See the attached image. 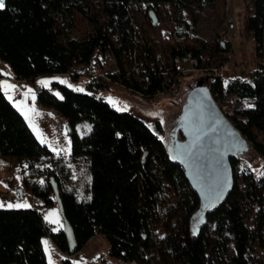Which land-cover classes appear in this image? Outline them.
Returning <instances> with one entry per match:
<instances>
[{
	"label": "trees",
	"instance_id": "16d2710c",
	"mask_svg": "<svg viewBox=\"0 0 264 264\" xmlns=\"http://www.w3.org/2000/svg\"><path fill=\"white\" fill-rule=\"evenodd\" d=\"M94 1L6 0L0 10V63L7 65L17 79L34 82L44 76L71 75L72 68L79 64L101 69L99 55L106 45L111 46L120 69L119 76H110V81L100 77L87 81L86 93L59 83H53L50 89L39 88L36 102L52 109L66 124L70 164L39 143L0 89V157L17 158L26 166L25 186L45 207L57 205L68 229L50 231L36 210H0V264H48L41 243L46 235L69 256L100 235L107 250L98 255L97 264H264L249 256L252 245L264 252V145L256 137V133L264 137V71L254 69L246 79L227 82V93L237 101L252 100L251 107L235 110L229 120L239 138L263 162L260 176L242 170L239 187L233 174V188L222 203L205 207L182 164L171 158L159 122L151 130L134 116L112 108L98 94L113 83L155 94L177 76L170 64L157 67L150 48L141 46L138 40L136 62L141 64L135 73L125 76L124 68L133 60L128 16L133 3L146 4L156 17L158 5L169 4L180 13L193 7L213 8L217 0H101L93 7ZM75 13L88 22L92 34L64 41L62 38H67L73 28ZM114 35L118 46L111 38ZM245 35L264 40V0H253V13L245 20ZM191 51L200 62L203 52L213 58L229 53L230 45L216 38ZM222 80L216 79L215 90L220 89ZM52 90H57L60 97ZM81 122L89 127L84 135L76 130ZM76 160L87 164L88 199H79L75 188L69 187L71 166ZM230 166L234 171L241 164L232 157ZM165 192L173 195L174 202L166 209L163 236L156 240L153 232L161 219ZM244 203L255 208L251 226L242 213ZM196 214L202 219L193 228ZM60 264L72 263L63 260Z\"/></svg>",
	"mask_w": 264,
	"mask_h": 264
},
{
	"label": "rangeland",
	"instance_id": "374dc122",
	"mask_svg": "<svg viewBox=\"0 0 264 264\" xmlns=\"http://www.w3.org/2000/svg\"><path fill=\"white\" fill-rule=\"evenodd\" d=\"M96 0L95 2L98 4ZM94 7V5L92 4ZM132 17L134 21L135 31L137 34V40L139 44L145 45L153 53V63L157 67H164L169 64L171 55V48L169 44V38L174 23L180 19H184L185 22H191L195 24L197 32V46L201 47L202 44H210L216 38L222 42H228L230 45V55H232V61H236L232 69H221L220 75L223 82L227 83L231 79H246L248 74L254 70L253 63L256 61L254 45L250 39L245 35V20L253 13V0H217L213 8L198 10L195 7L191 11L177 12L173 6L169 4H163L157 6L156 25L150 24V14L152 10L147 8L146 4L133 3L131 6ZM92 34V28L88 22L79 14H74V25L70 35L67 39H84ZM114 45L118 46L117 35L111 36ZM204 63H208V66L218 65V60L211 58L206 52L202 53ZM108 69V67L104 68ZM1 73L5 75V72L1 69ZM210 79L209 72L191 73L190 75L183 74L179 79L178 92L171 100H164L161 104L149 103L152 106L150 110L137 109L135 106L129 108L127 106L126 95L123 93H117L116 98L121 102L120 112L128 110L132 115L139 118L147 128L153 130L156 123L159 122L162 127V139L165 145L173 150L176 143L183 142L184 138L181 132L178 131V126L181 123L184 125V130L190 131L189 115L191 110V104L196 95L200 93L209 94L207 83ZM41 81H47V85L41 83ZM66 83L67 86L73 87L74 91L84 92L83 82H87L85 77H81V80L71 85L68 81L59 75L39 77L34 82L22 83L21 85L13 84L9 79H3L0 83L2 90L6 93L5 98L9 101L24 117L25 122L31 129V132L38 136L42 141H46L48 147L56 157H61L68 164H70V147L65 146L61 138H65L67 134L66 124L61 121L62 119L52 110L45 109L36 102V92L34 86H38L40 89H50L53 83H59L63 85ZM6 85H12V88L6 87ZM85 85V84H84ZM77 89H82L78 91ZM25 91V95L29 100V105H22L15 100L13 95H16L19 99L18 92ZM54 90H52L53 93ZM55 96L60 97L58 92L55 90L53 93ZM135 98V97H134ZM238 109L249 108L252 106V100L244 99L237 101ZM169 106L168 109L173 110L172 116H169V120L165 124V120L162 117V113L165 107ZM41 108V109H40ZM88 124L81 122L77 125L76 130L79 135H84L88 131ZM61 134V135H60ZM57 137L55 139L54 137ZM257 141L264 145V137L261 134L256 133ZM240 161V168L233 171V174L237 176V184L239 187L242 186V170L250 171L256 178L260 176L261 167L263 162L260 158L254 154L249 145L245 143L244 149L234 155ZM6 157H0V174L2 170L9 173H14L12 163ZM82 161H80L81 163ZM82 165V164H81ZM80 165V166H81ZM27 171V170H26ZM87 178H85V171L82 168L80 171V177L77 180V191L76 195L79 199H88L89 194L86 190L88 184ZM8 185L13 191L14 182L9 179ZM75 187V186H74ZM2 194V195H1ZM8 196L7 193L3 194L0 192V196ZM174 202L173 195L170 192H165L162 195V206H161V219L158 220L154 228L155 239L158 240L163 236L162 222L166 218V209L169 205ZM40 207L44 208L42 204ZM255 208L254 206L244 203L242 207V213L249 226L252 225L254 218ZM54 214V215H50ZM44 218L47 223H50L53 231L59 230L57 223L61 220L60 213L55 207L54 209H45ZM202 216L196 214L192 219L193 228H197ZM57 221V222H53ZM62 222V220H61ZM63 225V222H62ZM49 226V225H48ZM65 230H68L64 228ZM47 241V245L45 244ZM43 250L46 255V260L50 264L59 263V251L55 246L48 240L43 239ZM107 243L103 238H93L86 245L83 255L84 257H90L88 264H96L97 257L100 253H106ZM98 253V254H96ZM249 256L253 260L264 261V252L257 246L252 245ZM157 256L154 254L153 261L156 262ZM113 262V261H112Z\"/></svg>",
	"mask_w": 264,
	"mask_h": 264
},
{
	"label": "water",
	"instance_id": "95a60500",
	"mask_svg": "<svg viewBox=\"0 0 264 264\" xmlns=\"http://www.w3.org/2000/svg\"><path fill=\"white\" fill-rule=\"evenodd\" d=\"M150 18L155 26L153 13ZM189 121V132L183 126L184 141L176 143L173 152L168 146V151L173 160L182 164L187 179L205 207L219 205L233 188L230 158L234 157V152L240 153L246 142L239 138L234 126L205 93L193 99Z\"/></svg>",
	"mask_w": 264,
	"mask_h": 264
},
{
	"label": "built area",
	"instance_id": "2783aa9c",
	"mask_svg": "<svg viewBox=\"0 0 264 264\" xmlns=\"http://www.w3.org/2000/svg\"><path fill=\"white\" fill-rule=\"evenodd\" d=\"M97 2L100 3L101 0H98ZM93 5L96 6L97 3L94 1ZM128 16L130 18V25L133 31V33L130 32V39H132L134 46L132 58L133 60L129 66L124 68L126 77H128L132 73H135L137 70V66H140L141 64V62H136L137 37L135 35L136 31L131 11L128 12ZM170 35L171 36L169 38V44L171 48V53L172 51H174L175 54L170 55L169 64L174 66V68L177 70V76L175 78V81H173L171 84H167L162 88L160 92L155 94H145L142 91H134L132 89L127 90L142 99L157 100L161 97L169 95L175 90L177 82L176 80L179 79L181 75H190L191 73L199 72H209L210 79L207 83V88L209 91L208 96L215 105V107L219 110L221 115L230 122L229 119L231 115L234 113L235 110L238 109L236 98L227 93V83L223 82V80L221 81V87L218 90L214 89V84L216 82V79L218 77H221V69H232L235 63L237 62L235 60L232 61L233 57L232 55H230L229 52L226 54H218L214 57V59L218 60V65L216 66H205L202 56L200 57V63L199 59L194 56L191 51V49L199 48V46L196 45L198 37L195 24L191 22L178 21L174 23ZM250 41L254 45V49H256L258 52V57L253 63L254 69H260L264 71V40L257 41L253 37L250 38ZM99 62L102 65L101 69H97L93 64H79L75 65L72 68L71 75H66H68L70 78H72L73 76L85 77L87 81L95 77H100L105 79L106 81H110V76H119L120 69L116 64V60L112 54V49L110 45H106L104 51L100 53ZM105 67H108V69H104ZM34 90L36 93H38L39 87L34 86ZM39 203L40 200L37 198L33 201L34 205H37ZM51 229L52 227H50V231ZM50 231L47 232L49 233ZM147 258L149 257L147 256ZM150 264L155 263L150 262Z\"/></svg>",
	"mask_w": 264,
	"mask_h": 264
},
{
	"label": "crops",
	"instance_id": "0c3cea01",
	"mask_svg": "<svg viewBox=\"0 0 264 264\" xmlns=\"http://www.w3.org/2000/svg\"><path fill=\"white\" fill-rule=\"evenodd\" d=\"M1 69L3 70V72H5V75H3L1 73L3 78L0 80V83H1V81L3 79H9L13 84H17V85H21L22 83H28L27 81H22L21 79L15 78L7 65L0 63V72H1ZM59 77H62L64 79H66L68 81V83H71V85H74V84L78 83L81 80V77H78V79L75 80V79L70 78L68 75H59ZM85 83L86 82H83V88H84V84ZM63 85L69 88V86H67L66 83H63ZM177 88H178V86L176 87V89L172 93H170L167 96L161 97V98H159L157 100H146V99H142V98L132 94L131 92H129L124 87L113 83V84L110 85V89L109 90L100 92L98 94V96L101 97L105 102H107L112 108H114L115 110L119 111L122 105H121V102H119L117 100L116 94L117 93H123L124 95H126L127 106L129 108H132V106H135V108H137V109H142V110L146 111V110L152 109V106L149 104L151 102L152 103H156V104H161L162 102H164V100H168V99L171 102V100L174 98V96L178 92ZM0 89L3 92V94L5 95L6 93L2 90L1 86H0ZM70 89L74 90L73 87H70ZM54 92H55V90L53 91V93ZM24 93H25V91L18 92V94L20 96L19 99H17L16 95H13V97L15 98V100L19 101L18 103H21L22 105L28 106L29 105V100H28V98L25 95H23ZM82 93H86L85 88H84V92H82ZM165 108L166 109H164V111L162 113V115H163L162 117L164 118L165 124H166L167 121L169 120V116L173 115V114L171 115V113H173V110L168 109L169 106H166ZM45 109H48V108H45ZM128 110L122 111V113H128V114L132 115L130 113V111H128ZM132 116H134V115H132ZM135 118H137V117H135ZM23 119H25V118L23 117ZM137 119H139V118H137ZM61 121L64 122L63 119ZM183 126L184 125L180 121V125L178 126V131L179 132H182ZM34 136L39 141V143L45 145L49 150H51L48 147L47 143H45L46 141H43V140L41 141L38 138V136L35 135V134H34ZM57 137L55 136L54 138L57 139ZM61 140L65 144V146H69L70 147V138H69L68 134H66L65 138H61ZM6 158L10 159L9 161H11L10 163H12L13 170H15V171H14V173L11 174V173H9L7 171L2 170L3 176H2V174H0V192H3V194H5V193L8 194V196H6V195L0 196V210H11V209H16V210L17 209L36 210L41 215V217H42L43 221L45 222V224L47 226L48 225L51 226L50 223H47L45 221L44 210L45 209H49V208L54 209L55 207L58 209L57 205H53V206H50V207L42 208V207H40L42 205L41 200H40L39 204L34 205L33 201L36 198L31 194L30 190L24 184V179H25V177L27 175L26 166L20 164V162H19V160L17 158H14V157H6ZM82 168L85 171V178H87V180H89V178H90L89 171L87 169V164L84 161H82L80 163V160H76L71 166V172H70L69 179L72 182L69 185V187H74L75 186L74 188H75L76 191H77V187H78V184L76 182H77L78 178L80 177V171L82 170ZM9 179H12L13 182H14L13 191L10 189V187L8 185ZM9 205H12V206L9 207ZM17 205H28V206L17 207ZM57 226H58L59 229H62V228L64 229L65 228L64 224L62 225L61 220H59V222L57 223ZM51 231L55 232L52 229H51ZM97 237L98 238L99 237L102 238L100 235H95L93 238H97ZM45 238H48V240L52 243L50 237L48 235H46L41 240L42 247H43V239H45ZM93 238H91V239H93ZM90 240L84 245V247L82 248V250L79 253L71 255V256L60 252L55 247L59 251V254H60L59 263H61V261H63V260H70L72 264H88L89 261H90L89 258L93 255V253L88 258V257H84L83 252H84V249H85L86 245L90 242ZM96 254H98V253H96ZM45 257H46V255H45ZM96 264H97V262H96Z\"/></svg>",
	"mask_w": 264,
	"mask_h": 264
},
{
	"label": "snow or ice",
	"instance_id": "6c2138e0",
	"mask_svg": "<svg viewBox=\"0 0 264 264\" xmlns=\"http://www.w3.org/2000/svg\"><path fill=\"white\" fill-rule=\"evenodd\" d=\"M5 8V2L4 0H0V10L4 9ZM63 83V81H61ZM42 84H44L45 86L47 85V81H41ZM6 87L8 88H12L13 86L12 85H6ZM78 91H82V89H77ZM12 205H9V207H11ZM20 206H28V205H17V207H20ZM50 215H54V214H50ZM53 222H57V221H53ZM45 244L47 245V241H45ZM50 264H52L51 262V259H50Z\"/></svg>",
	"mask_w": 264,
	"mask_h": 264
},
{
	"label": "flooded vegetation",
	"instance_id": "af4514ba",
	"mask_svg": "<svg viewBox=\"0 0 264 264\" xmlns=\"http://www.w3.org/2000/svg\"><path fill=\"white\" fill-rule=\"evenodd\" d=\"M181 133H182V132H181ZM172 152H173V150H172ZM237 153H239V152H237V151H236V152H234V155H235V154H237Z\"/></svg>",
	"mask_w": 264,
	"mask_h": 264
}]
</instances>
